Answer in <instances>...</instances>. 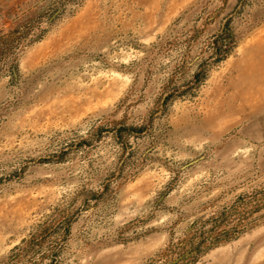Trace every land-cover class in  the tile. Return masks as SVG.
Returning a JSON list of instances; mask_svg holds the SVG:
<instances>
[{
  "label": "rangeland",
  "instance_id": "rangeland-1",
  "mask_svg": "<svg viewBox=\"0 0 264 264\" xmlns=\"http://www.w3.org/2000/svg\"><path fill=\"white\" fill-rule=\"evenodd\" d=\"M262 191L264 0H0V264H264Z\"/></svg>",
  "mask_w": 264,
  "mask_h": 264
},
{
  "label": "trees",
  "instance_id": "trees-1",
  "mask_svg": "<svg viewBox=\"0 0 264 264\" xmlns=\"http://www.w3.org/2000/svg\"><path fill=\"white\" fill-rule=\"evenodd\" d=\"M260 197H261V200L264 199V191L260 192Z\"/></svg>",
  "mask_w": 264,
  "mask_h": 264
},
{
  "label": "water",
  "instance_id": "water-1",
  "mask_svg": "<svg viewBox=\"0 0 264 264\" xmlns=\"http://www.w3.org/2000/svg\"><path fill=\"white\" fill-rule=\"evenodd\" d=\"M196 162H198V161H194V162L190 163V165H189V166H191V165L195 164Z\"/></svg>",
  "mask_w": 264,
  "mask_h": 264
}]
</instances>
